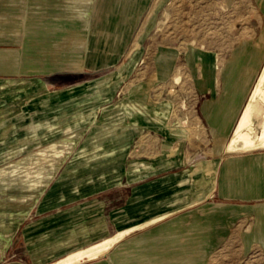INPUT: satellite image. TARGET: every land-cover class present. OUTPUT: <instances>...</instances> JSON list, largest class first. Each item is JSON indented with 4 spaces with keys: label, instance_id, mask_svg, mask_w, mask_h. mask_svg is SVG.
Segmentation results:
<instances>
[{
    "label": "crops",
    "instance_id": "crops-1",
    "mask_svg": "<svg viewBox=\"0 0 264 264\" xmlns=\"http://www.w3.org/2000/svg\"><path fill=\"white\" fill-rule=\"evenodd\" d=\"M87 3L0 0V264H53L126 232L78 264L264 258V150L222 153L254 81L235 107L216 59L238 42L153 52L149 21L139 31L153 0ZM103 18L111 49L92 62Z\"/></svg>",
    "mask_w": 264,
    "mask_h": 264
},
{
    "label": "rangeland",
    "instance_id": "rangeland-1",
    "mask_svg": "<svg viewBox=\"0 0 264 264\" xmlns=\"http://www.w3.org/2000/svg\"><path fill=\"white\" fill-rule=\"evenodd\" d=\"M93 3L97 8L101 5L100 8L103 9L105 0H88L85 6ZM145 3L146 1H144V5ZM14 5L15 4L10 5L9 15L13 28H18L19 11L17 5ZM261 9L264 15V0H262ZM80 12L83 15V12ZM148 13L151 15V18L142 23L139 31H141L149 21L148 23L151 24V26L145 32V35L149 38L146 44L153 52L163 49L186 51L190 48H198L199 52L226 51L230 50L231 47L238 42L237 48L232 51L230 63L221 67L222 65L218 59H216L218 71L223 72V69H232L233 102L235 107H237L243 100V91L250 86L253 78L254 81L252 85L254 84L264 62V43L256 45L253 50L251 49V40H264L263 21L253 0H153ZM84 14L85 20L88 19L89 12L87 8ZM95 15H97V12H95ZM95 15L93 17V23L97 18ZM71 17V15L68 17L63 16L60 17V19H64L65 21L67 19L69 21L72 20L75 23L82 22L81 20L72 19ZM111 20L113 22L115 21L114 19ZM105 21V18H103L101 20L102 26L96 29H101V31L99 30L101 33H95L93 35L96 37V41L88 45V54L92 62L100 61L101 59L97 60L93 57L97 55V57L101 56L103 58L105 53H107L106 50L111 49V46H109V48L107 46L103 48V44L100 43L102 32L106 33L104 31ZM83 36L84 33L81 36V40H83ZM190 43L192 44L191 47ZM248 54L250 55V60L243 70V57ZM259 65L260 67L256 73ZM174 83H180L179 75L174 77ZM230 85L231 83L229 86ZM252 87L253 86H251L250 90ZM263 112L264 105L260 102H256L252 111L254 129L252 137H256L262 130L261 115ZM237 258V255H235V261H231L227 258H220L219 261L214 264H264V258H254L247 261Z\"/></svg>",
    "mask_w": 264,
    "mask_h": 264
},
{
    "label": "bare ground",
    "instance_id": "bare-ground-1",
    "mask_svg": "<svg viewBox=\"0 0 264 264\" xmlns=\"http://www.w3.org/2000/svg\"><path fill=\"white\" fill-rule=\"evenodd\" d=\"M66 41L69 42V46L73 44L78 45L79 42L82 41L81 35L77 31H75L70 34ZM191 46L192 44L190 43V47ZM252 86L253 87L249 91L246 103L244 104L235 123V126L231 132V136L223 146L222 153L224 155L241 154L257 150H264V112L261 115L262 130L256 137H252V133L254 132L252 121V111L254 104L256 102H260L264 105V62ZM126 234L127 232L116 237H112L111 239L94 245L86 250L69 255L53 264H78L85 260L89 261L95 259L104 254L110 247H112L117 241L122 239Z\"/></svg>",
    "mask_w": 264,
    "mask_h": 264
}]
</instances>
